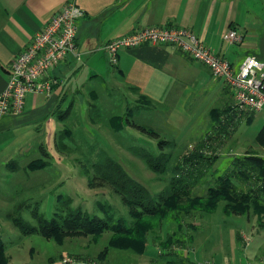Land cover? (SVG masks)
<instances>
[{"label":"rangeland","instance_id":"rangeland-1","mask_svg":"<svg viewBox=\"0 0 264 264\" xmlns=\"http://www.w3.org/2000/svg\"><path fill=\"white\" fill-rule=\"evenodd\" d=\"M117 95V92L113 94ZM108 103L110 100L106 99V105L102 108L106 116L109 113L123 115ZM220 104L214 106L224 111V129L219 130L217 121L214 118L210 121L204 111L196 113L190 127L180 132L165 129L163 121L153 113L132 112L131 117L127 115L132 124H128L127 118H124L123 126L124 123L127 125L123 130L124 136H119L116 131L114 133L106 123L97 125L98 129L93 127L88 120L92 114H98L96 109L87 113V108L64 107L66 111L59 113L63 124L52 132L49 145H42L41 158L34 161L44 169L27 173L24 171L26 161L13 163L12 169L6 165L2 167L0 236L10 257L9 264H106L107 258L115 261L123 259L125 254L120 253H131V250L102 252L113 236L110 230L96 239L91 236L68 237L60 246L41 235H24L13 219L18 212L28 224L36 226L38 223L34 212L52 219L62 207L61 202L71 198L73 203L70 207L73 209H82L100 218H104L105 214L113 215L114 225L123 221L124 226L132 228L134 219L122 197L109 184L101 183L99 179L95 181L97 174L93 164L99 156L104 153L111 156L131 177L157 195L167 188L179 165L177 159L193 152L208 134L211 140L204 148V155L208 157L203 165L205 175L198 177L199 181L191 189L190 197L180 202L169 201L171 209L165 207L161 215L147 217L152 222L147 233V248L152 243L151 253H161L157 260L152 259L151 264H187L185 262L188 261L194 264H223L225 259L227 264L239 261L242 264H264V226L259 225L256 210L251 209L245 215H228L222 212V202L216 211L208 214L199 207L200 200L206 197L208 189L215 185L220 176L235 169L240 162L250 164L247 162L250 158L264 160V144L257 140L264 127V110L238 111L234 98L225 106L219 107ZM251 117L252 120L248 122L247 119ZM134 123L154 128V131L160 132V138L144 133ZM161 144L165 146L163 150ZM130 146L168 155L170 163L167 173L156 174L150 170L142 159L132 153ZM29 156L34 158V153ZM209 158H212L211 161ZM233 181L239 190L248 191L251 187L237 179ZM91 182L93 186H90ZM30 185H34L32 189ZM261 218L264 223L263 214ZM138 244L142 246L141 242ZM63 251L68 254L62 255L59 260ZM133 253L126 263L139 258ZM188 253L191 254L188 256Z\"/></svg>","mask_w":264,"mask_h":264},{"label":"crops","instance_id":"crops-1","mask_svg":"<svg viewBox=\"0 0 264 264\" xmlns=\"http://www.w3.org/2000/svg\"><path fill=\"white\" fill-rule=\"evenodd\" d=\"M68 3L85 11L78 22L76 37L80 58L71 55L47 73V78L57 81L49 95L29 94L23 113L1 120L0 188L4 165L12 169L13 163L26 161L24 171H34L28 166L41 158L42 145H49L52 132L63 124L59 113L66 111L64 107L87 108V113L96 109L97 120H88L93 127L98 129L97 125L106 123L114 133L124 136L127 126L125 123L123 126L124 118L131 117L132 112L153 113L163 121L165 129L180 132L190 127L196 113L204 111L211 121L213 110L218 108L214 106L216 103H221V107L233 101V94L223 80L173 46L122 49L118 64L112 66L105 47L116 38L153 26L190 29L235 69L248 56L264 62V0H0V93L7 86L14 59ZM228 30L237 31L241 39H224ZM115 92L117 96H113ZM106 99L123 115L106 116L102 111ZM119 116L122 119L115 120ZM127 123L132 124L128 118ZM32 153L34 158L29 156ZM152 245L143 253L130 251L139 257L134 262L126 263L131 253H120L125 254L123 259L107 258L105 262L151 264L161 254L151 253ZM141 247L137 245L135 250L141 251ZM67 254L63 251L59 260ZM226 261L222 263L227 264Z\"/></svg>","mask_w":264,"mask_h":264},{"label":"trees","instance_id":"trees-1","mask_svg":"<svg viewBox=\"0 0 264 264\" xmlns=\"http://www.w3.org/2000/svg\"><path fill=\"white\" fill-rule=\"evenodd\" d=\"M223 114V110L219 111L216 108L211 115L212 119L217 121L219 130L224 129ZM94 117L95 113L92 114L91 118L94 119ZM120 119H122L121 116L115 118V120ZM251 120L252 117L247 119L248 122ZM136 127L144 133L160 138L157 132L148 127ZM210 140L211 137L208 134L193 152L181 155L177 159L179 165L175 168L167 188L157 195H153L146 186L131 177L124 167L111 156L106 153L99 156L98 161L93 164V170L97 174L95 181L99 179L101 183L109 184L122 197L125 204L130 208V216L134 219V227L132 226V228L124 226L123 221L114 225L113 215L105 214L104 218H100L92 216L82 209H73L70 207V204L73 203L71 198L61 202L62 207L58 209V213L52 219H46L36 211L34 218L38 224L32 226L16 212L18 215L15 214L14 223L24 235H41L48 240H54L58 245H63L68 237L91 236L96 239L110 230L113 236L110 238L108 246L102 251L103 253H107L112 248L143 253L147 248V233L152 223L147 217L161 215L165 207L171 206L169 201L180 202V200L190 197L191 189L199 181L198 177L205 175V166L203 165L206 162L204 160H208V157L204 155V148L208 145L207 141ZM257 140L264 144V127L257 136ZM164 147L161 144V150ZM130 150L156 174H166L169 170L170 159L168 155L151 153L144 147L138 146H132ZM211 159L209 158L210 161ZM247 162L250 164L240 162L239 166L220 176L215 181V185L208 189L206 197H203L199 203V207L204 213L209 214L216 211L219 204L223 202V210L228 215H245L254 209L259 218L263 220L261 217L262 214L264 215V160L250 158ZM28 168L36 171L43 169V166L33 161ZM235 179L244 184H250L251 187L248 191L239 190L233 181ZM90 186H93V182ZM64 205L67 207L64 208ZM260 219L259 225L262 227L264 223ZM137 242L142 243L141 251L135 250L136 245H139ZM9 263L10 258L6 253V245L0 236V264Z\"/></svg>","mask_w":264,"mask_h":264},{"label":"built area","instance_id":"built-area-1","mask_svg":"<svg viewBox=\"0 0 264 264\" xmlns=\"http://www.w3.org/2000/svg\"><path fill=\"white\" fill-rule=\"evenodd\" d=\"M84 14L85 11L78 5L66 4L14 59L7 86L0 93V122L7 115L23 113L29 94L49 95L57 81L47 78V73L71 55L80 58L76 51V37L78 22ZM224 39L236 41L241 36L235 30H228ZM142 45H169L178 48L225 82L233 94L236 110H264V62L257 57H246L239 68L235 69L228 60L208 48L190 29L159 26L139 29L116 38L106 45L105 50L110 64L116 66L122 49Z\"/></svg>","mask_w":264,"mask_h":264}]
</instances>
